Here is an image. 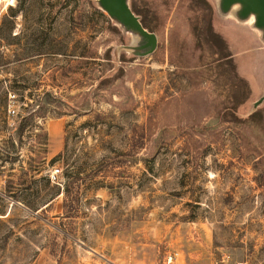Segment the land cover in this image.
I'll return each instance as SVG.
<instances>
[{
  "label": "rangeland",
  "instance_id": "obj_1",
  "mask_svg": "<svg viewBox=\"0 0 264 264\" xmlns=\"http://www.w3.org/2000/svg\"><path fill=\"white\" fill-rule=\"evenodd\" d=\"M127 1L151 53L96 0L0 8V264H264L253 14Z\"/></svg>",
  "mask_w": 264,
  "mask_h": 264
},
{
  "label": "water",
  "instance_id": "obj_2",
  "mask_svg": "<svg viewBox=\"0 0 264 264\" xmlns=\"http://www.w3.org/2000/svg\"><path fill=\"white\" fill-rule=\"evenodd\" d=\"M99 7L107 15L119 23L123 28L136 33L139 37L137 51L140 55L151 53L157 44V37L153 31L143 27L139 17L131 10L127 0H96ZM237 3L238 9L236 15L239 18H245L253 14L252 23L255 28L261 31V37L264 39V0H219V9L222 12L227 11L230 6ZM264 99V94L260 95L253 105L258 104Z\"/></svg>",
  "mask_w": 264,
  "mask_h": 264
},
{
  "label": "trees",
  "instance_id": "obj_3",
  "mask_svg": "<svg viewBox=\"0 0 264 264\" xmlns=\"http://www.w3.org/2000/svg\"><path fill=\"white\" fill-rule=\"evenodd\" d=\"M195 1H198L199 3H201L203 6V8H206V11H203V12H201L200 14H201V16H200V18H203V21H204V28L205 29H207L208 27H209V15H208V12L210 11V7H209V5H208V3L206 2V0H195ZM130 6V8H131V10L139 17V21L141 22V24L143 25V27H145V28H147L148 30H155L157 27H156V24L154 23V22H152L151 21V19L153 18V15L151 16L150 14H149V16L146 14V10H144V11H142V10H140V8L139 7H137V6H134V5H129ZM194 28H196V32L194 33V39H195V41L198 43V46H199V48H201L202 49V45H201V40H200V38L198 37V34H197V27L195 26V24H194ZM183 47H184V42H180L179 44H178V51H179V53L181 52V50L183 49ZM105 55L107 56L108 55V51H105ZM179 62H181L180 60L178 61V63ZM0 63L1 64H6L7 63V61H5V60H0ZM177 63V64H178ZM179 64H181V63H179ZM219 64V63H218ZM189 72H192V73H194V74H196V75H198V74H200L201 73V69H197V70H191V71H189ZM246 89V88H245ZM47 91L45 90L44 91V93H46ZM244 94H245V90H244V92H243ZM33 114V112L32 111H30V110H27V114L25 115V116H23V117H21L20 118V121H19V123H18V127H19V129H21V127H22V120H24V119H26V118H28L29 116H31ZM245 121V120H244ZM262 132H264V130H261ZM261 146L262 147H264V144H261ZM57 155H59V154H57ZM64 190V189H63ZM29 209H31V210H35V209H37L40 205H34V204H32V203H24ZM42 204H44V203H42ZM41 204V205H42Z\"/></svg>",
  "mask_w": 264,
  "mask_h": 264
},
{
  "label": "built area",
  "instance_id": "obj_4",
  "mask_svg": "<svg viewBox=\"0 0 264 264\" xmlns=\"http://www.w3.org/2000/svg\"><path fill=\"white\" fill-rule=\"evenodd\" d=\"M16 0H0V8H6L8 6H12L14 5ZM11 111H13V109H11ZM54 170H57V169H54ZM54 175V171H52L50 173V176H53ZM233 264H244L243 261H236L234 262Z\"/></svg>",
  "mask_w": 264,
  "mask_h": 264
},
{
  "label": "bare ground",
  "instance_id": "obj_5",
  "mask_svg": "<svg viewBox=\"0 0 264 264\" xmlns=\"http://www.w3.org/2000/svg\"><path fill=\"white\" fill-rule=\"evenodd\" d=\"M247 19H248L249 21H251V17H248Z\"/></svg>",
  "mask_w": 264,
  "mask_h": 264
}]
</instances>
